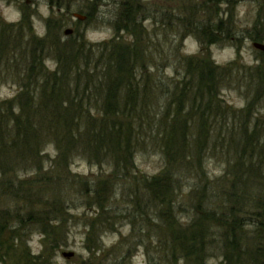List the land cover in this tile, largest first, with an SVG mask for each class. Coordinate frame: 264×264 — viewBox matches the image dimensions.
<instances>
[{"label": "rangeland", "instance_id": "rangeland-1", "mask_svg": "<svg viewBox=\"0 0 264 264\" xmlns=\"http://www.w3.org/2000/svg\"><path fill=\"white\" fill-rule=\"evenodd\" d=\"M125 5L131 7L133 13L128 23L123 21ZM73 14L84 19L77 20ZM0 22L17 27L11 29L15 34L8 38V34L1 35L8 43V47L1 43L0 48L1 107L21 92L22 77L33 58L32 53L36 56L39 53L42 58L36 60V64L53 72L56 60L49 51L52 43L59 47H79L83 43L98 47L96 59L100 47L112 41L133 45L143 56L137 64L139 67L144 64V83L152 88L149 116L146 124L137 128L139 141L127 163L129 173L115 172L114 162L105 156L90 160L82 153H74L66 167L57 169L53 142H44L39 174L52 169L57 175L67 176V184L64 188H48L49 184L41 183L44 188H35L38 193L47 195L41 201L43 205L35 206L36 212L47 211L58 202L57 216L64 219L62 229L57 228L58 223L50 222L42 225L46 233L32 226L20 231L16 226L15 234L21 232L23 238L21 243L11 239V232L3 233L0 264H182L177 255L170 257L167 248V243L173 239L169 233L172 218L183 227L193 220L195 211L202 209L208 218L212 207L203 205L207 195L204 188L212 185L228 188L222 177L226 159L233 154V149L227 146L223 155L217 147L214 150L212 138L215 137L208 129L210 143L199 151L195 138L202 120L197 112H206L204 106L193 107V110L184 104L178 110L170 97L173 98L181 82L189 81L186 58L197 62L205 60L229 71V78L221 87L219 84L215 99V105H221L225 117L220 114L218 119H209L207 128L214 122L218 123L217 127L222 126L224 141L228 144L231 127L238 135L235 130L239 126L250 132L254 123L264 121V52L252 47L253 43L264 45V0H0ZM128 25H134V34L123 30V26L129 30ZM65 30H71L72 34L64 36ZM38 42L43 44L42 52L34 49ZM253 78L258 82L254 83ZM255 86L261 87L258 97ZM93 114L97 115V111ZM170 117L178 124L187 125L182 162L179 155L165 159L161 149V134L170 126ZM196 151H199V163L190 156ZM164 175V180L172 181L174 188L169 189L174 190V194L168 211L162 213L160 206L149 202L150 195L144 190L143 181ZM34 176L33 173L30 177ZM10 177L6 172L3 179ZM80 182L86 183V187ZM90 189L96 194H89ZM3 191L0 195L2 210L10 208L12 203L25 206L15 199L19 188ZM99 222L103 224L100 226ZM202 223L208 225L209 222ZM90 225H95L99 231L91 232ZM60 234L62 242L54 247L52 240L58 241ZM219 234L221 230L211 236L209 248L201 246L208 251L204 260L192 255L191 250L197 247L190 245L184 263L222 264L225 251L221 248ZM64 253H72V256L66 259L62 257ZM234 262L239 264L235 259Z\"/></svg>", "mask_w": 264, "mask_h": 264}, {"label": "trees", "instance_id": "trees-1", "mask_svg": "<svg viewBox=\"0 0 264 264\" xmlns=\"http://www.w3.org/2000/svg\"><path fill=\"white\" fill-rule=\"evenodd\" d=\"M130 8L127 5L122 7L123 21L127 23L133 17ZM127 27L129 30L126 26L122 28L135 33L134 25ZM13 28L17 29L16 26H6L0 22V48L1 43L8 47L1 35L8 34V38L15 34ZM37 48L43 51L42 42L35 44L34 49ZM49 48L56 60L53 72L45 71L40 63L36 64L40 55L32 53L33 58L22 77L21 92L11 102L2 103V107L0 105V195L6 188L9 191L19 188L15 199L25 204L18 207L19 204L12 203L7 210L0 208V236L9 231L13 237L11 239L19 243L23 242V238L21 232L15 234L16 226L20 227V231L32 226L46 233L42 225L50 222L58 223L57 228L62 229L64 219L57 216L58 202L44 212L37 213L35 207L43 205L41 201L47 198L46 193L35 191V188H44L41 183L49 184L48 188H64L67 184V176L57 175L52 169L39 174L43 164L41 152L46 140L53 142L57 169L66 167L74 153H82L90 160L105 156L114 162L115 172L124 170L129 173L127 163H130V156L139 141L137 128L146 124L149 116L152 88L144 83V64L140 67L137 64L143 56L133 45L112 41L110 45L100 47L98 59L95 58L98 47L84 43L79 47H59L52 43ZM185 61L189 81L181 82L173 98L171 95L172 105L177 106L178 110L184 104L190 109L204 106L206 112H197L202 122L197 128L196 147L200 151L210 143L209 129V133L215 137L212 138L214 150L217 147L216 150L220 149L223 155L226 147H231L233 154L230 156L233 158L228 156L226 159L222 177V182L228 184V188H217L215 185L204 188L207 195L203 205L212 207L208 218H205L202 209L195 211L193 220L184 227L172 218L169 233L173 236L174 247L172 241L167 243L170 257L177 255L178 261L186 264L184 262L191 245L192 248L197 247L191 250L192 253L194 251L192 255L204 260L208 251L202 247L207 245L209 248L211 236L221 230L219 240L225 251L221 257L222 264H235L234 259L239 264H264V121L254 123L250 132L239 126L235 130L238 135L231 127L227 144L222 126L217 127L216 122L210 128L207 125L211 118L218 119L220 114L225 117L221 105H215V99L221 85L228 80L229 71L205 60L197 62L193 58H186ZM255 89L258 97L261 87L255 86ZM95 110L97 115L93 114ZM169 124L161 134L162 152L165 159L179 155L182 162L185 158L187 125L178 124L171 117ZM244 126L248 127L246 124ZM199 151L190 154L197 163L200 162ZM33 165L36 167L32 168ZM28 166L32 168L30 171ZM6 172L11 179H3ZM19 172H24V175H19ZM28 173L31 174L26 175ZM33 173L36 176L32 178ZM165 178L164 175L143 181L144 190L150 195L149 202L160 206L162 213L168 211L174 194V190L169 189L174 188L172 181ZM80 183L86 187V183ZM91 192L90 189L89 194H96L95 191ZM214 192L216 195H213ZM52 196L56 198L55 194ZM212 197L215 200L212 201ZM62 209L65 210L63 206ZM41 215L44 216L41 218ZM205 220L211 224L202 223ZM98 224L101 226L103 223ZM94 226L90 225L93 233L99 231ZM109 226L106 227L109 229ZM59 238L58 241L55 238L52 240L54 247L62 242L61 234Z\"/></svg>", "mask_w": 264, "mask_h": 264}, {"label": "water", "instance_id": "water-1", "mask_svg": "<svg viewBox=\"0 0 264 264\" xmlns=\"http://www.w3.org/2000/svg\"><path fill=\"white\" fill-rule=\"evenodd\" d=\"M73 17L75 19H77V20H83L84 19V17H82V16H80L78 14H73ZM71 34H72V31L71 30H65L63 32V35L64 36H69ZM252 47L254 49H256V50H260V51L264 52V45H262V44L253 43ZM71 256H72V253H64V254H62V257L66 258V259L70 258Z\"/></svg>", "mask_w": 264, "mask_h": 264}]
</instances>
